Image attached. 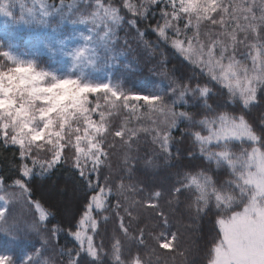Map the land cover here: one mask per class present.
Returning a JSON list of instances; mask_svg holds the SVG:
<instances>
[{
    "label": "snow or ice",
    "instance_id": "snow-or-ice-1",
    "mask_svg": "<svg viewBox=\"0 0 264 264\" xmlns=\"http://www.w3.org/2000/svg\"><path fill=\"white\" fill-rule=\"evenodd\" d=\"M0 149V264H264V0H0Z\"/></svg>",
    "mask_w": 264,
    "mask_h": 264
},
{
    "label": "trees",
    "instance_id": "trees-1",
    "mask_svg": "<svg viewBox=\"0 0 264 264\" xmlns=\"http://www.w3.org/2000/svg\"><path fill=\"white\" fill-rule=\"evenodd\" d=\"M138 55L143 57L145 54L141 52L138 53ZM144 79L146 81L147 79H150V77L146 75ZM5 158L11 159L12 158L11 153L3 149H0V166L6 165ZM4 170L6 171V167ZM62 175H63L62 172L57 173V177H53V182H55V180L61 177ZM46 189H47V182L40 184L39 190L36 192V197L39 198L41 195H44L46 193ZM63 219L64 217L62 214L57 215V220H63ZM194 227H196L198 230L191 233L193 240V252L191 255L188 256L189 264H199V261L203 255L202 249L204 248L205 237L207 236V234L211 233L212 231V224L207 219L198 222L197 225H195ZM60 243L61 244L67 243L69 247H72L73 244L71 237H63V236L61 237Z\"/></svg>",
    "mask_w": 264,
    "mask_h": 264
},
{
    "label": "rangeland",
    "instance_id": "rangeland-1",
    "mask_svg": "<svg viewBox=\"0 0 264 264\" xmlns=\"http://www.w3.org/2000/svg\"><path fill=\"white\" fill-rule=\"evenodd\" d=\"M20 207H22V206H20Z\"/></svg>",
    "mask_w": 264,
    "mask_h": 264
}]
</instances>
